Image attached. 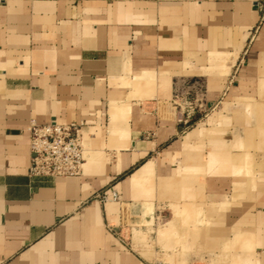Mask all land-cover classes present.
Instances as JSON below:
<instances>
[{"label": "crops", "instance_id": "crops-1", "mask_svg": "<svg viewBox=\"0 0 264 264\" xmlns=\"http://www.w3.org/2000/svg\"><path fill=\"white\" fill-rule=\"evenodd\" d=\"M33 121L85 124L81 176L29 177ZM0 264H264V0H0Z\"/></svg>", "mask_w": 264, "mask_h": 264}, {"label": "built area", "instance_id": "built-area-1", "mask_svg": "<svg viewBox=\"0 0 264 264\" xmlns=\"http://www.w3.org/2000/svg\"><path fill=\"white\" fill-rule=\"evenodd\" d=\"M175 104L179 109L180 130L182 134H185L195 125L193 118L201 108V101H193L179 95ZM84 127L85 124L82 122L69 124L31 122L27 130L31 153L29 177L32 179H66L81 176L85 162ZM119 199L116 192L112 193L111 199L107 196H100L102 203L117 202Z\"/></svg>", "mask_w": 264, "mask_h": 264}, {"label": "rangeland", "instance_id": "rangeland-1", "mask_svg": "<svg viewBox=\"0 0 264 264\" xmlns=\"http://www.w3.org/2000/svg\"><path fill=\"white\" fill-rule=\"evenodd\" d=\"M217 104L215 103L211 107L210 111L207 113V116H208L207 120L209 119L211 120V118H213V121L212 120L211 121L214 122L215 121L214 118L219 115V111H220L218 109L219 104L218 105ZM225 112L227 113L226 110ZM210 126L212 125L210 124ZM229 132H231V126H228V125L226 126L224 124L222 126V133L227 134ZM184 176H185V173L182 172L180 175V179H183ZM193 192H194V195L191 197L188 196L189 198L183 196L184 194L183 191L181 192L182 194L181 193L178 194V197L176 198V200L171 201V205L169 209L160 210V213H162L161 215L163 216H160V213H159L160 218L158 221L155 218L154 214H150V217H151L150 220L148 222H145V226H146L145 230H139V231L132 230L133 242H134L135 247L138 248L139 246H141L145 250H152L155 245H159V246H162L166 250V255H168L167 250H172V251L175 250L174 246L181 247V245L185 243L184 236H175V237L168 238V237L162 236V231H164V229L168 227L167 223L171 215H173V218L176 219L175 224L177 225L175 226V228H177V230L181 229V231L185 229L187 227L186 223H188L185 221L186 208L189 209V210L187 209L188 210L187 213H190V215L194 214L195 216L196 215L199 216L201 212L200 210L201 205L198 203L201 201V198H200L201 196L197 195L196 193L197 191L193 190ZM194 224L195 223H193V225ZM190 225H191V222H190ZM129 233L131 232L129 231ZM157 238H158V241H157ZM172 254H175V253L172 252Z\"/></svg>", "mask_w": 264, "mask_h": 264}]
</instances>
